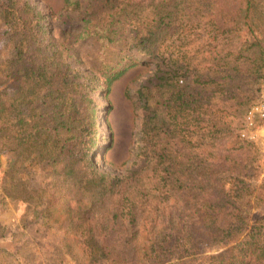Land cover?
Wrapping results in <instances>:
<instances>
[{
  "label": "trees",
  "instance_id": "16d2710c",
  "mask_svg": "<svg viewBox=\"0 0 264 264\" xmlns=\"http://www.w3.org/2000/svg\"><path fill=\"white\" fill-rule=\"evenodd\" d=\"M62 2L58 20L69 22L58 32L52 23L44 44L45 14L31 0H6L12 51L0 61V82L13 90L0 92V154L52 166L43 218L53 216L55 186L70 191L65 215L85 256L63 255L59 264H95V255L103 264H264V213L253 219L246 210L264 202V179L252 182L258 146L239 137L242 120L237 140L221 141L232 134L227 109L264 70V0ZM88 39L98 45L99 84L65 58ZM131 53L156 60L157 83L137 90L133 167L106 176L94 159L97 87L106 97Z\"/></svg>",
  "mask_w": 264,
  "mask_h": 264
},
{
  "label": "rangeland",
  "instance_id": "374dc122",
  "mask_svg": "<svg viewBox=\"0 0 264 264\" xmlns=\"http://www.w3.org/2000/svg\"><path fill=\"white\" fill-rule=\"evenodd\" d=\"M5 1L0 0V61L7 58L12 51L9 41L11 29L5 21ZM31 2L37 10L45 14L43 22L46 24L47 32L43 37L44 44H49L54 35L52 23L58 32V27H63L69 22L65 17H60L58 20L63 2L62 0H31ZM263 34L264 26L257 30L259 38H262ZM97 47V43H92L90 39L79 41L74 45L72 54L65 56L72 67L96 76L98 79L94 80L95 84L102 83L103 77L96 54ZM155 63L153 57L131 53L129 64L132 65L113 82L106 97L102 94L103 88L97 87L101 108L97 112L95 121L100 134L94 159L100 173L106 176L121 175L133 167L137 148L141 144L143 116L137 90L141 84L157 83L154 76ZM263 71L262 69L260 76L256 74V81L251 82L250 79L245 85L239 103L232 104L227 109L229 114L224 115V120L228 122L227 131L230 130L232 134L230 138L224 135L221 141L231 138L237 140L234 136L235 130L239 127L246 107L256 97V89ZM8 82L10 81L0 82V92L3 95L6 93L10 95L13 92L12 87L7 86ZM210 100L213 106L219 104L217 97L210 96ZM229 140L226 143L230 144ZM258 150L254 162L255 170L252 172V182L255 184H260L264 179V152L260 147ZM16 159L12 152L6 151L0 154V264H59V258L63 255L66 258L74 253L85 256L80 234H76L77 228L73 227V222L65 215L64 202L70 194L69 189L55 186L56 199L50 209V214L53 216L51 219L43 218L46 207L44 202L47 201L44 197L45 192L49 193L47 189L54 181L52 166L46 162H38L31 166L14 164ZM141 159L138 158L137 161L141 162ZM6 169H9L7 174ZM12 175L15 176V180L11 178ZM6 176H9L7 180ZM12 184L15 185L14 188L11 187ZM7 192H11L12 196H8ZM252 205L251 202L249 206L246 204L248 208L246 210L253 219L264 213V202L253 207ZM80 261L84 264L88 263L86 259ZM95 262V264L104 263L98 255H95Z\"/></svg>",
  "mask_w": 264,
  "mask_h": 264
},
{
  "label": "built area",
  "instance_id": "2783aa9c",
  "mask_svg": "<svg viewBox=\"0 0 264 264\" xmlns=\"http://www.w3.org/2000/svg\"><path fill=\"white\" fill-rule=\"evenodd\" d=\"M239 137L255 143L264 152V77L259 99L246 110L243 116Z\"/></svg>",
  "mask_w": 264,
  "mask_h": 264
}]
</instances>
